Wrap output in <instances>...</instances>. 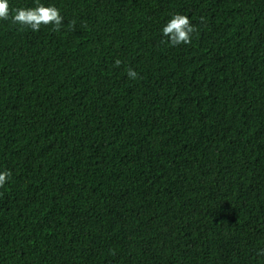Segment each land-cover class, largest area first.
<instances>
[{
    "label": "trees",
    "instance_id": "obj_1",
    "mask_svg": "<svg viewBox=\"0 0 264 264\" xmlns=\"http://www.w3.org/2000/svg\"><path fill=\"white\" fill-rule=\"evenodd\" d=\"M7 4L0 264H264V0Z\"/></svg>",
    "mask_w": 264,
    "mask_h": 264
},
{
    "label": "clouds",
    "instance_id": "obj_2",
    "mask_svg": "<svg viewBox=\"0 0 264 264\" xmlns=\"http://www.w3.org/2000/svg\"><path fill=\"white\" fill-rule=\"evenodd\" d=\"M9 18L15 24L30 27L33 32L38 31L41 25L49 24L53 25L55 31H59L64 20L57 8L45 7L42 4H38L34 8L16 9L15 15L10 17L7 0H0V20H8ZM194 32H196V28L191 24L189 18L179 14L174 15L162 29L163 36L168 38L167 43L171 46L191 44ZM121 63V60L117 59L114 66L119 67ZM137 75L133 69H128L127 76L130 79H136ZM10 175L8 171L0 172V186L6 183Z\"/></svg>",
    "mask_w": 264,
    "mask_h": 264
}]
</instances>
